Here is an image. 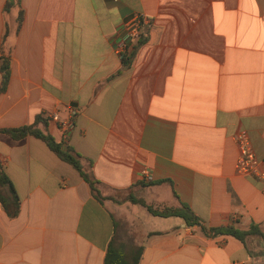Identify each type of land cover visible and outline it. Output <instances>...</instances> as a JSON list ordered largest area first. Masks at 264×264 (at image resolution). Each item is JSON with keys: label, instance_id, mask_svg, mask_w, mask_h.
<instances>
[{"label": "crops", "instance_id": "crops-1", "mask_svg": "<svg viewBox=\"0 0 264 264\" xmlns=\"http://www.w3.org/2000/svg\"><path fill=\"white\" fill-rule=\"evenodd\" d=\"M134 15L148 24L129 52L144 42L122 67L115 44ZM5 58L0 129L35 124L91 160L112 198L43 139L0 131L20 198L13 218L0 203V264H104L113 237L142 246L139 264H264V181L235 167L242 130L264 161V0H0V86ZM129 195L184 203L206 229L256 232L213 235ZM145 212L160 226L146 228Z\"/></svg>", "mask_w": 264, "mask_h": 264}, {"label": "trees", "instance_id": "trees-1", "mask_svg": "<svg viewBox=\"0 0 264 264\" xmlns=\"http://www.w3.org/2000/svg\"><path fill=\"white\" fill-rule=\"evenodd\" d=\"M10 3V2H9ZM144 40H139L137 45L133 48L131 52L122 55V67L129 65L133 59L134 51L138 45L142 44ZM121 67V68H122ZM2 84L0 86V91L6 88V85L10 76V62L9 59H3L2 65ZM119 69L117 72H120ZM2 132H6L15 138H21L27 134H33L41 139H43L48 146L53 150L59 158L73 165L81 174L83 179L88 183L91 194L98 200L102 201L105 197L100 191L99 184L101 181L94 175L93 171L90 169L91 160L88 161L89 166L86 167L82 164V155L71 149L69 146H64L62 142L55 140L53 136L48 133H44L37 129L35 124L25 125L16 128H3L0 129ZM128 200L139 203L147 208L153 215H158L162 217L169 216H179L184 219L188 226L198 225L202 229L209 231L211 234L217 233H228L236 236L237 238L244 240L246 235L250 233H255L256 228L254 225L251 226L249 230H241L235 228L233 225L211 227L206 229L201 225L200 218L192 211V209L181 203L177 207H165L162 210L155 209L152 205L147 204L143 199L135 198L132 195L127 196ZM0 203L3 209L7 212L9 217H16L20 211V198L17 195L14 186L4 170L2 162L0 161ZM259 232V231H257ZM260 234V233H259ZM261 235V234H260ZM263 236V235H262ZM126 243L118 244L116 239L113 237L109 242L104 257V264H139V259L142 252V246H126Z\"/></svg>", "mask_w": 264, "mask_h": 264}, {"label": "built area", "instance_id": "built-area-1", "mask_svg": "<svg viewBox=\"0 0 264 264\" xmlns=\"http://www.w3.org/2000/svg\"><path fill=\"white\" fill-rule=\"evenodd\" d=\"M148 24V19L140 15H134L125 21L120 28L121 36L115 44V51L119 55L128 53L141 35L142 28ZM78 109L71 108L69 119L60 121V127L65 137L73 126V118L77 115ZM50 118L58 120L57 112L50 114ZM238 146V158L235 164L236 171L241 174L253 175L255 178L264 181V161L258 157L246 131H239L235 135ZM144 176L147 180H152V176L144 169ZM239 264V263H234Z\"/></svg>", "mask_w": 264, "mask_h": 264}, {"label": "rangeland", "instance_id": "rangeland-1", "mask_svg": "<svg viewBox=\"0 0 264 264\" xmlns=\"http://www.w3.org/2000/svg\"><path fill=\"white\" fill-rule=\"evenodd\" d=\"M121 193V192H120ZM118 194V196L122 197L121 194ZM142 218L144 219V222H145V227L146 228H149V227H152V226H160V218H155L156 220H154V218H152V216H150L147 212H145V214H142ZM127 224V229L125 230L126 232H129L130 230H134V233L132 234L133 236H136L137 232L135 231L136 228H134L133 225H131V223L129 222H126ZM124 233L122 236V238L126 239V240H129V238H132L130 237L129 233Z\"/></svg>", "mask_w": 264, "mask_h": 264}]
</instances>
